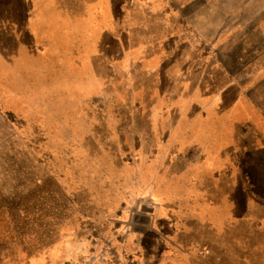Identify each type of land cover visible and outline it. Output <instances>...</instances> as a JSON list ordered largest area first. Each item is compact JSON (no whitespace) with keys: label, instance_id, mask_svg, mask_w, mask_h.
<instances>
[{"label":"rangeland","instance_id":"obj_1","mask_svg":"<svg viewBox=\"0 0 264 264\" xmlns=\"http://www.w3.org/2000/svg\"><path fill=\"white\" fill-rule=\"evenodd\" d=\"M195 1L176 9L194 32L196 69L239 86L264 126V0ZM16 42L0 29V264H236L264 240L178 218L162 177L150 194L139 149L147 121L124 106L126 89L115 102L69 104L64 119L35 116L30 99L50 88L29 86L21 59L13 66ZM83 109L93 118L75 117Z\"/></svg>","mask_w":264,"mask_h":264},{"label":"crops","instance_id":"obj_2","mask_svg":"<svg viewBox=\"0 0 264 264\" xmlns=\"http://www.w3.org/2000/svg\"><path fill=\"white\" fill-rule=\"evenodd\" d=\"M190 6L196 1L0 0V29L17 40L13 66L26 62L29 86L50 88L30 99L35 116L64 119L69 104L115 102L116 87L126 89L124 106L147 121L139 149L150 194L162 177L178 218L264 235V126L244 109L239 86H216L196 69L194 32L176 9ZM209 83L214 89H201ZM81 111L75 117L94 116ZM261 242L235 263L264 264Z\"/></svg>","mask_w":264,"mask_h":264}]
</instances>
